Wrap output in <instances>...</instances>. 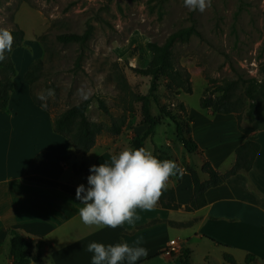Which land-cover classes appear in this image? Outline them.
<instances>
[{
  "label": "rangeland",
  "instance_id": "1",
  "mask_svg": "<svg viewBox=\"0 0 264 264\" xmlns=\"http://www.w3.org/2000/svg\"><path fill=\"white\" fill-rule=\"evenodd\" d=\"M193 24L200 36H193L174 49L176 64L191 74L193 93H171L165 86L166 80H158L151 109L154 116L164 121L153 140L146 143V149L153 154L156 146L170 154L166 141H171L176 153L182 156L176 125L161 114L160 106L191 123L186 107L182 111L180 104L201 110V99L213 83L238 78L264 83V0H212V6L203 13L189 11L183 0H0V27L24 34L19 47L27 41L28 48L21 52L27 51L31 56L29 47L38 42L44 49L40 59L43 73L32 88L36 99L42 90L54 89L55 97L48 100L46 108L56 116L84 101L78 89H89L88 99H93L88 110L90 120L104 128L122 126L120 135L104 131L98 138L115 140L122 150L148 128L142 124L141 103L135 96L150 92L152 77L139 75L135 70L149 66L153 57L149 44H163L170 35ZM89 25L93 26V35L83 51L76 43L57 40L63 34L83 35ZM17 40L15 37V43ZM238 94L243 99L242 118L249 125L250 101L244 88ZM99 99L110 108V115L100 109ZM256 117L255 131L248 135L255 141L256 131L264 127V103L258 105ZM203 228L188 245L182 242L181 253L171 255L170 264H180L185 248L191 250V264H229L225 255L230 251L220 241L226 232L216 222L214 237L208 236L207 225ZM260 250L264 252V247ZM250 256L240 252L234 259L236 264L263 263L255 256L248 261ZM157 264L166 263L159 260Z\"/></svg>",
  "mask_w": 264,
  "mask_h": 264
},
{
  "label": "crops",
  "instance_id": "2",
  "mask_svg": "<svg viewBox=\"0 0 264 264\" xmlns=\"http://www.w3.org/2000/svg\"><path fill=\"white\" fill-rule=\"evenodd\" d=\"M26 43L13 51L16 89L8 111L0 110V264H13L11 229L20 231L33 244L44 243L41 259L31 264H91L93 254L86 251L89 243L135 244L137 241L148 249V256L137 264H157L159 260L170 264L171 257L165 254L170 240L179 239L188 245L193 236H199L197 232L204 231V225L210 232L206 235L214 237V222L226 232L220 241L233 257L245 252L264 264V252L260 250L264 247V129L256 134L260 150L252 169L208 190L207 206L188 212L186 207L195 191L190 166L202 181L209 180L202 171L204 161L226 174L236 163L237 149L251 138L240 130L236 114L215 115L203 108L191 110L184 103L188 116L194 119L190 126L199 152L189 154L181 144L182 156H179L174 143L166 141L173 161L182 170L171 178L168 187L175 191L181 209L164 208L159 200L150 211L137 210L140 218L134 226L125 222L124 227L116 229L88 227L80 220L79 209L83 205L76 196L60 187L33 181L32 177L74 188L84 184L87 188L90 166L107 162L122 150V145L110 138H97L94 148L84 155L56 132L54 115L35 104L25 80L34 61L43 57L44 49L39 42L29 47L31 57L27 51L21 52L28 48ZM248 123L243 119L242 127L250 128ZM43 152L68 160L49 162L36 175L28 176L34 159Z\"/></svg>",
  "mask_w": 264,
  "mask_h": 264
},
{
  "label": "trees",
  "instance_id": "3",
  "mask_svg": "<svg viewBox=\"0 0 264 264\" xmlns=\"http://www.w3.org/2000/svg\"><path fill=\"white\" fill-rule=\"evenodd\" d=\"M14 37H17V43L12 47L11 52H6V59L0 62V110L8 111L10 99L16 89L15 77L16 67L12 60L13 51L18 48L24 40V34L18 31H12ZM93 35V26L89 25L83 35L79 34H63L57 37V40L63 44L76 43L82 51L90 41ZM193 36H200V32L196 25L178 30L169 36L163 44L150 43L149 50L152 53V60L146 69H136L135 72L139 75L152 77V85L150 92L146 95L139 94L135 96L136 101L141 103L142 111V124L147 125V130L142 135L135 136L130 147L132 148H146L148 140L156 136L157 128L163 124L162 117H156L152 113L151 105L152 99H156V89L158 87V80L164 78L166 80V88L171 93L180 92L192 94V81L191 74L188 70L179 67L175 62V47L181 43H188ZM83 57L81 55L80 59ZM43 62L38 60L32 64L29 71L25 76L26 83L31 88L32 98L36 105L41 107V103L33 95V85L39 80L43 73ZM244 88L245 96L250 101V108L247 113L249 121L253 124L250 128L242 127V112H243V99L239 96L238 91ZM93 99H87L83 102L73 105L60 114L54 116V128L57 133L65 136L76 151L80 154L87 155L96 145L98 136L104 131L118 136L122 133V126L114 124L110 127L104 128L100 124L90 120L88 110L92 104ZM100 109L107 115H110V108L106 105L103 99H99ZM264 103V83L255 79L243 80L238 78L229 80L222 84L213 83L212 86L205 90L201 99V107L204 110L210 111L212 114H236L239 119V128L246 135H250L254 130V125L257 122L256 110L259 104ZM182 111H185V105L180 104ZM46 111L51 112L48 108L41 107ZM161 114L170 119L176 125V133L179 142L183 145L189 154L199 152V146L192 137V129L190 123H185L179 114H174L168 111L166 107L160 106ZM52 113V112H51ZM53 114V113H52ZM194 121L191 118V122ZM264 127L258 129L256 132L263 130ZM256 133V134H257ZM260 145L255 140H248L241 145L236 151V163L233 168L226 174L217 172L208 161L203 162L202 171L209 176V180L202 181L199 173L189 168L193 182L195 185L194 196L190 204L186 207L188 212L200 210L207 206L206 193L212 188L223 185L226 181L241 172H249L256 160ZM154 155L161 160H172L173 157L167 152L155 147ZM66 161L68 157L59 156L50 152H43L39 154L33 161L28 170L29 175H36L42 166L55 161ZM75 172L78 170L75 168ZM33 181L47 184L54 187H60L65 192L76 196V188L59 184L57 182L42 179L38 176L32 177ZM160 203L164 208L179 210L181 206L177 203L176 194L173 189H168L163 192ZM184 226V225H183ZM182 227V226H181ZM264 233V228L262 229ZM10 234V247L13 264H31L32 261H39L42 257V250L44 243L42 241L33 244L28 240L20 231L9 230ZM34 250L36 252H34ZM36 253V254H35ZM191 250L185 248L180 256V264H191ZM225 259L229 264H236L234 257L230 254L225 255ZM255 258L250 256L248 261Z\"/></svg>",
  "mask_w": 264,
  "mask_h": 264
},
{
  "label": "clouds",
  "instance_id": "4",
  "mask_svg": "<svg viewBox=\"0 0 264 264\" xmlns=\"http://www.w3.org/2000/svg\"><path fill=\"white\" fill-rule=\"evenodd\" d=\"M189 11L203 13L212 6V0H183ZM15 37L8 27H0V62L11 52ZM81 98L87 100L90 90L78 89ZM55 97V90L48 88L37 93L41 107ZM182 170L175 161L158 159L144 147H125L110 157L107 162L91 165L86 188H76V199L83 205L79 209L81 222L88 227H124L125 222L134 226L140 218L137 210L150 211L157 206L163 192L169 187L172 177ZM135 244L119 242L107 244L91 242L86 251L92 253L91 264H137L148 256V249Z\"/></svg>",
  "mask_w": 264,
  "mask_h": 264
},
{
  "label": "built area",
  "instance_id": "5",
  "mask_svg": "<svg viewBox=\"0 0 264 264\" xmlns=\"http://www.w3.org/2000/svg\"><path fill=\"white\" fill-rule=\"evenodd\" d=\"M181 251L182 242H180L178 239H172L168 244L167 252L165 254L170 257L174 253H181Z\"/></svg>",
  "mask_w": 264,
  "mask_h": 264
}]
</instances>
